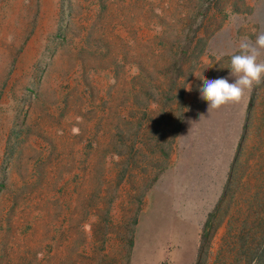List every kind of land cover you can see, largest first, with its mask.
Instances as JSON below:
<instances>
[{"label":"rangeland","instance_id":"rangeland-1","mask_svg":"<svg viewBox=\"0 0 264 264\" xmlns=\"http://www.w3.org/2000/svg\"><path fill=\"white\" fill-rule=\"evenodd\" d=\"M261 32L264 0H0V264H264V76L209 111L198 78Z\"/></svg>","mask_w":264,"mask_h":264},{"label":"clouds","instance_id":"clouds-1","mask_svg":"<svg viewBox=\"0 0 264 264\" xmlns=\"http://www.w3.org/2000/svg\"><path fill=\"white\" fill-rule=\"evenodd\" d=\"M264 54V32L257 35L254 42L243 38L239 42L238 52L230 57L229 76L234 77V82L227 78L202 80L203 86L199 89L200 98L207 103V111L218 110L229 104L239 103L245 95L250 93L253 87L261 82L264 76V61L259 58ZM186 91H191V85L187 84Z\"/></svg>","mask_w":264,"mask_h":264},{"label":"trees","instance_id":"trees-1","mask_svg":"<svg viewBox=\"0 0 264 264\" xmlns=\"http://www.w3.org/2000/svg\"><path fill=\"white\" fill-rule=\"evenodd\" d=\"M213 216V215H212ZM209 217H211V216H208V218L207 219H209ZM201 244H203V240H202V242H201ZM202 250V247L200 246L199 247V250H198V252H199V260L197 261V264H199V262H200V260H201V251ZM257 257H259V256H257ZM259 258H261V257H259ZM258 259V258H257Z\"/></svg>","mask_w":264,"mask_h":264}]
</instances>
